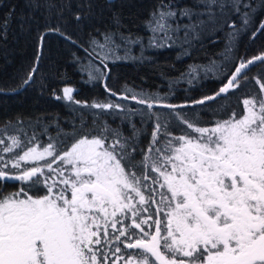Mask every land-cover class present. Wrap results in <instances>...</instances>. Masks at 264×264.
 I'll return each mask as SVG.
<instances>
[{"label": "snow or ice", "instance_id": "6c2138e0", "mask_svg": "<svg viewBox=\"0 0 264 264\" xmlns=\"http://www.w3.org/2000/svg\"><path fill=\"white\" fill-rule=\"evenodd\" d=\"M196 2L203 11L177 13L161 4L147 24L153 33L149 47L180 42L174 34L181 25L169 23L177 15L191 21L183 25L181 42L189 46L207 26H215L217 10L231 9L245 28L250 23V13L242 11L251 8L245 0ZM228 26L234 38V22ZM50 31L76 43L59 28ZM260 32L264 21L252 37ZM45 35L39 37L41 49ZM104 41L91 43L93 52L101 50L97 56L107 69L119 45L111 33L104 34ZM230 50L231 44L226 46ZM41 55L38 51L37 63ZM257 63L264 64V52L241 58L214 94L184 104L155 94L119 96L146 109L139 112L153 126L146 147L139 140L146 133L134 123L132 135L125 136L99 120L105 113L124 112L119 103L76 101L70 87L63 88L62 97L54 92L57 100L99 111L92 113L91 126L82 119L71 131L58 127L46 145L35 131L32 136L23 129L20 135H0V181L27 186L0 195V264H264V76L253 77L259 92L244 98L243 111L232 109L227 119L200 126L182 111L227 99L248 84L246 70ZM103 69L89 65L83 70L95 81L107 77ZM36 71L31 69L25 85ZM177 127L179 135L173 132ZM32 189L44 194L31 195Z\"/></svg>", "mask_w": 264, "mask_h": 264}, {"label": "trees", "instance_id": "16d2710c", "mask_svg": "<svg viewBox=\"0 0 264 264\" xmlns=\"http://www.w3.org/2000/svg\"><path fill=\"white\" fill-rule=\"evenodd\" d=\"M245 2L251 5L249 9H242L250 13L246 28L241 16L231 9L224 13L217 10L215 26H207L189 46L181 42L183 25L191 21L177 15L169 23L173 27L181 25V30L174 34L180 42L157 48L149 47L153 33L147 24L152 13L161 4L170 5L177 13L184 9L194 13L203 11L196 0H0V135L5 138L20 135L18 130L23 129L32 136L35 131L41 143L46 145L56 136L58 127L71 131L73 124L79 127L82 119L91 126L92 113L99 110L81 108L54 98V92L62 97V90L67 85L74 89L76 101L124 106V112L105 113L99 120L107 122L113 129L119 128L125 136L132 135L131 124L134 123L137 129L146 133L139 137L141 147H146L153 126L139 115L144 106L119 96L155 94L166 102L184 104L217 92L241 58L247 60L264 52V32L252 37L264 21V3L262 0ZM76 15L82 17L79 22ZM195 18L193 16L192 20ZM233 22L238 31L230 39L228 33L233 29L228 25ZM56 28L76 43L50 31ZM44 33L47 35L41 49L39 37ZM106 33L113 34L119 48L110 54L108 68L103 69L97 56L101 50L97 47L93 52L96 46L91 41L104 43ZM127 37L139 43H128L123 39ZM229 44L231 50L226 51ZM38 51H42V55L37 63ZM89 53L93 54L90 56ZM89 65L100 67L108 73L107 77L89 81L88 71L83 70ZM33 67L37 68L34 78L25 85L24 80ZM246 76L248 84L231 92L227 99L221 97L205 106L196 105L182 111L199 120L200 126L227 119L232 109L242 112V100L259 92L253 77L264 76V64L251 66L246 70ZM105 84L118 95H109ZM132 111L137 114L131 115ZM173 132L179 135L180 128H173ZM5 155L7 158L9 154ZM8 170L16 171L11 167ZM22 186L27 187L15 180L0 181V195L17 192ZM42 192L32 189L29 194Z\"/></svg>", "mask_w": 264, "mask_h": 264}, {"label": "rangeland", "instance_id": "374dc122", "mask_svg": "<svg viewBox=\"0 0 264 264\" xmlns=\"http://www.w3.org/2000/svg\"><path fill=\"white\" fill-rule=\"evenodd\" d=\"M65 87H70L71 88V86H64V88ZM248 98V97H247ZM9 181H11V180H9ZM4 182H7V181H2V183H4ZM14 192H16V191H11L10 193L8 192L7 194H5V195H9V194H11V193H14ZM38 194H40V193H38ZM37 194H35L34 196H36ZM40 195H43V194H40Z\"/></svg>", "mask_w": 264, "mask_h": 264}, {"label": "water", "instance_id": "95a60500", "mask_svg": "<svg viewBox=\"0 0 264 264\" xmlns=\"http://www.w3.org/2000/svg\"><path fill=\"white\" fill-rule=\"evenodd\" d=\"M235 70V69H234ZM227 82V81H226Z\"/></svg>", "mask_w": 264, "mask_h": 264}]
</instances>
